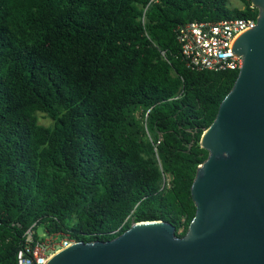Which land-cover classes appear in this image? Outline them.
<instances>
[{
	"label": "trees",
	"instance_id": "obj_1",
	"mask_svg": "<svg viewBox=\"0 0 264 264\" xmlns=\"http://www.w3.org/2000/svg\"><path fill=\"white\" fill-rule=\"evenodd\" d=\"M240 1L0 0V264L31 226L84 242L143 221L186 232L200 138L238 70L187 66L176 28L257 15Z\"/></svg>",
	"mask_w": 264,
	"mask_h": 264
},
{
	"label": "water",
	"instance_id": "obj_2",
	"mask_svg": "<svg viewBox=\"0 0 264 264\" xmlns=\"http://www.w3.org/2000/svg\"><path fill=\"white\" fill-rule=\"evenodd\" d=\"M250 1L256 25L232 45L241 65L201 135L208 155L190 187L186 232L135 222L109 240L73 241L45 264H264V0Z\"/></svg>",
	"mask_w": 264,
	"mask_h": 264
},
{
	"label": "built area",
	"instance_id": "obj_3",
	"mask_svg": "<svg viewBox=\"0 0 264 264\" xmlns=\"http://www.w3.org/2000/svg\"><path fill=\"white\" fill-rule=\"evenodd\" d=\"M256 18L257 15L224 18L216 22L190 21L178 25L176 35L186 65L197 70H238L241 57L234 55L231 47L241 33L256 25ZM146 136L156 150L161 135L157 133L153 139L146 128ZM34 232L32 226L24 232V243L16 254V264H45L54 252L73 242L67 235L45 232L35 240Z\"/></svg>",
	"mask_w": 264,
	"mask_h": 264
},
{
	"label": "rangeland",
	"instance_id": "obj_4",
	"mask_svg": "<svg viewBox=\"0 0 264 264\" xmlns=\"http://www.w3.org/2000/svg\"><path fill=\"white\" fill-rule=\"evenodd\" d=\"M227 6L230 8L232 7L242 8L243 3L240 0H227ZM36 115H37L38 123L43 125H51L52 121L46 114L37 112ZM36 231L40 234L42 233L43 228L41 226H38L36 228Z\"/></svg>",
	"mask_w": 264,
	"mask_h": 264
}]
</instances>
